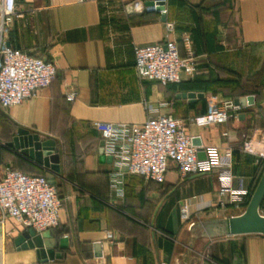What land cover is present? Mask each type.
I'll return each instance as SVG.
<instances>
[{"label": "crops", "instance_id": "crops-1", "mask_svg": "<svg viewBox=\"0 0 264 264\" xmlns=\"http://www.w3.org/2000/svg\"><path fill=\"white\" fill-rule=\"evenodd\" d=\"M134 1L16 0L7 43L53 62L57 75L22 105L0 109V178L11 167L57 182L59 225L37 234L54 247L47 264H264V235L197 238L191 232L195 224L242 214L264 170L257 156L264 148V0H164L165 21L175 26L169 39L184 57L188 36L196 63L192 77L182 74L179 84L167 86L135 74L133 47L161 43L166 31L157 13L135 12ZM71 91L76 97L68 101ZM188 94L196 97H183ZM211 95L245 105L225 124L187 127L209 171L181 180L170 162L163 183L127 176L124 196L115 197L94 124H141L145 102L153 116L186 122L205 113ZM19 128L54 142L59 172L5 147ZM215 165L230 167L232 192H220ZM233 192L245 194L241 203ZM27 230L10 218L0 224V264H41L35 248L15 243Z\"/></svg>", "mask_w": 264, "mask_h": 264}, {"label": "built area", "instance_id": "built-area-1", "mask_svg": "<svg viewBox=\"0 0 264 264\" xmlns=\"http://www.w3.org/2000/svg\"><path fill=\"white\" fill-rule=\"evenodd\" d=\"M98 0H74L75 4L97 2ZM151 6L134 1L132 8L137 13L153 12L165 17L167 10L164 0H151ZM160 7L162 9H160ZM18 16L16 0H0V109L7 111L33 98L39 90L48 88L56 78L53 62L15 49L7 43L6 32ZM166 39L157 44L134 46V71L142 82H156L162 86L179 84L182 74L192 77L196 71L195 56L188 36L182 38L186 55L181 57L177 43L169 39L175 31L172 22L164 21ZM76 93L66 94L73 101ZM148 113L141 124H112L97 122L96 132L103 143L105 158H111L108 173V187L117 198L124 196L127 176L141 177L147 181L163 183L172 162L181 180L209 170L202 168V151L193 145L189 135V125L199 128L227 123L237 119L242 106L235 100L211 95L206 98L205 113L183 122L168 115L153 116V109L144 103ZM244 141H251L252 135H242ZM246 150V149H245ZM247 153L255 154L251 149ZM225 155L231 157V151ZM264 159V148L258 153ZM220 170L218 178L220 192H232L231 170L229 166L215 165ZM245 194L233 192V201L241 203ZM62 201L54 181L42 175H30L7 167L0 178V224L7 218L13 219L25 229L36 234L59 225ZM183 218L188 217V208L181 210ZM112 241V235H107Z\"/></svg>", "mask_w": 264, "mask_h": 264}, {"label": "water", "instance_id": "water-1", "mask_svg": "<svg viewBox=\"0 0 264 264\" xmlns=\"http://www.w3.org/2000/svg\"><path fill=\"white\" fill-rule=\"evenodd\" d=\"M151 2L145 3V6H151ZM160 9H162L160 7ZM165 21V17H161ZM183 97L194 98L195 94L183 95ZM201 97V95H199ZM235 103L244 106V99L235 100ZM103 143H100V154L103 156ZM194 146H200L198 139H193ZM55 144L53 141H40L38 135H32L27 130L19 128L17 136L11 142L6 143L5 147L19 150L20 153L43 165L54 172H59V157L54 154ZM1 148V144H0ZM204 153L198 152V159H204ZM107 162L111 163V158H106ZM264 201V170L261 177L248 201L245 211L235 217H230L222 220L205 221L192 226L191 232L197 238L199 237H217V236H242V235H264V215L260 213V207ZM16 245L22 249H36L37 258L41 264H47L55 257L54 247L45 243L41 235H37L33 230L28 229L19 236ZM99 250V246L95 247ZM96 256H100L96 252Z\"/></svg>", "mask_w": 264, "mask_h": 264}, {"label": "rangeland", "instance_id": "rangeland-1", "mask_svg": "<svg viewBox=\"0 0 264 264\" xmlns=\"http://www.w3.org/2000/svg\"><path fill=\"white\" fill-rule=\"evenodd\" d=\"M0 115H1V113H0ZM55 184H56V186H57V188H58V184H57V182L55 181ZM260 213L262 214V215H264V204L262 203V205H261V207H260Z\"/></svg>", "mask_w": 264, "mask_h": 264}, {"label": "trees", "instance_id": "trees-1", "mask_svg": "<svg viewBox=\"0 0 264 264\" xmlns=\"http://www.w3.org/2000/svg\"><path fill=\"white\" fill-rule=\"evenodd\" d=\"M172 85V84H171ZM174 85V84H173ZM262 172H263V170H260L259 171V174H258V176H257V179H256V183L255 184H257V182L259 181V179H260V177H261V174H262ZM255 186L256 185H254V188H253V190L255 189Z\"/></svg>", "mask_w": 264, "mask_h": 264}]
</instances>
